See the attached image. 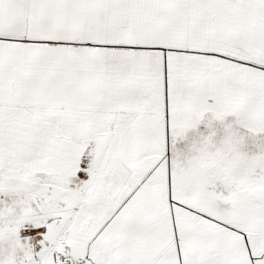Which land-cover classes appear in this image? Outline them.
Masks as SVG:
<instances>
[{
  "label": "snow or ice",
  "instance_id": "1",
  "mask_svg": "<svg viewBox=\"0 0 264 264\" xmlns=\"http://www.w3.org/2000/svg\"><path fill=\"white\" fill-rule=\"evenodd\" d=\"M0 264H264V0H0Z\"/></svg>",
  "mask_w": 264,
  "mask_h": 264
}]
</instances>
